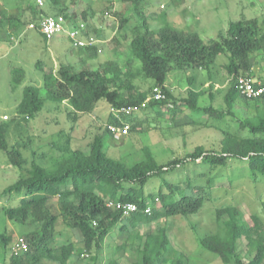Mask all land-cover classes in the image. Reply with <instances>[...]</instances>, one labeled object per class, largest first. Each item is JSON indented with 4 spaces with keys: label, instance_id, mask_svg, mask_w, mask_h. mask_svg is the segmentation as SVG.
<instances>
[{
    "label": "rangeland",
    "instance_id": "374dc122",
    "mask_svg": "<svg viewBox=\"0 0 264 264\" xmlns=\"http://www.w3.org/2000/svg\"><path fill=\"white\" fill-rule=\"evenodd\" d=\"M35 1L0 0V6L5 7L12 19L24 21L27 25L32 19L30 7ZM43 1L44 4L37 8L39 13L56 14L61 11L59 8L65 7L64 13L68 17L83 19L89 31L104 42H99L100 51L96 56H89L88 49L80 50L67 38L58 36L48 41L39 31L26 29L23 22L17 27L7 22L0 28V124L6 129L9 149H15L23 161V167L19 168L10 162L6 151L0 150V193L26 176L32 160L51 167L69 149L88 151L98 134L103 136L105 153L129 166L141 162L149 148L160 164L182 160L179 166L150 177L145 185V190L159 198V209H162L159 190L169 192L165 183L174 187L179 197L187 194L203 196V206L198 212L186 216H174L163 210L161 214L141 222L137 218L120 219L105 239L100 254L104 261L100 264H112L111 261L142 264L143 253L133 248V242L141 238L139 234L143 235L142 247L147 234H159L162 229L169 235V244L151 252V264H225L218 254L204 248L200 239L209 235H225L223 222L230 218V213H222L219 219L218 210L232 206L242 212V220L248 224L253 236L264 231V214L260 211L264 200V182L255 186L248 165L237 161L231 165L228 159L225 166L221 165L225 174L221 173L207 184V178L215 174L213 166L205 162L199 165L187 155L196 145L210 149L220 146L219 140L226 132L241 137L252 136L251 131L242 129L240 124L247 116L263 111L264 99L249 100L240 96L235 116L226 115L223 119L185 105L180 107L174 119V112L168 108L163 109L160 116H156L151 108L143 109L131 118V123L136 122V125L131 127L129 134L115 138L107 129L114 117L105 99H101L92 112L75 111L68 100L61 103L50 100L45 86L59 76L61 66H70L75 71L98 70L107 61L113 60L123 69H131L134 92L145 93L154 81L144 76L141 62L129 53L131 40L143 32V15L153 30L169 24L178 30L198 33L209 44L226 36L230 23L240 19H257L262 31L264 0H144L137 5L123 0H61L57 5ZM124 19L126 22L122 27ZM251 58V75L263 81L264 52L257 51ZM227 60V55H220L209 72L205 68L174 69L167 75L166 81L179 98L187 96L193 89L201 93L197 100L199 107L212 105L217 110H226L223 96L231 79L223 66ZM17 68L25 73L20 83L13 80V69ZM45 73L50 75L46 81ZM27 86L39 87L42 97L46 98L43 109L28 120L17 115ZM129 90H124L125 97L129 95ZM4 115L8 118L5 119ZM91 186L107 197V201L113 195V189L101 180L96 179ZM121 190L116 191L117 196ZM20 198L15 193L9 198H0V235L7 229L13 240L18 235L28 238L31 228L29 224H19L5 215L4 208L17 205ZM175 199L169 198L170 201ZM48 207L58 215L51 244L56 247L74 243L76 252L69 264H89L90 258L82 256L87 251L83 235L67 224L58 195L50 197ZM246 242L243 238L239 249L250 260L255 252H248ZM6 249L0 243V264H10L9 246Z\"/></svg>",
    "mask_w": 264,
    "mask_h": 264
},
{
    "label": "trees",
    "instance_id": "16d2710c",
    "mask_svg": "<svg viewBox=\"0 0 264 264\" xmlns=\"http://www.w3.org/2000/svg\"><path fill=\"white\" fill-rule=\"evenodd\" d=\"M48 1L57 5L61 0ZM123 1L137 5L144 0ZM37 8L38 3L35 1V4L30 7L32 12L30 21L39 18L41 13L37 11ZM59 10L56 14L64 13L66 8L62 7ZM12 18L13 16L8 15L5 7L0 6V28L7 22L13 27H17L20 22L26 25L24 21ZM125 22L126 19L121 22L122 27ZM262 23L264 26V19ZM141 26L143 32L131 40L129 53L141 62L144 76L154 81L148 91L135 93L131 82V69H123L115 61L109 60L98 70L75 71L70 66H61L59 76L45 86L47 97L58 103L68 100L75 111L92 112L101 99H105L110 107L141 104L151 94L154 86H161L168 100H151L144 110L151 108L159 111L168 108L174 112L172 117L174 119L180 107L185 105L190 109H201L202 112L216 118L223 119L226 115L235 116V106L241 96L237 79L240 76L251 75L252 55L257 51L264 52V29L261 31L257 19L232 21L226 36H222L219 41L213 40L209 44H206L198 33L178 30L169 24L153 30L145 15L142 17ZM84 49L91 51L90 56H96L98 53V46ZM222 54L227 55L228 60L223 66L231 76L223 96L226 110H217L212 105L199 107L197 100L201 93L190 90L187 96L179 98L166 86L167 75L172 70L205 68L209 72L210 67ZM24 77L23 70L13 69L15 83L22 82ZM44 78L46 81L50 75L45 73ZM262 80L264 84V79ZM126 89H130L127 97L124 96ZM45 99L39 87H25L24 98L18 105L17 115L27 120L32 118L43 109ZM256 99H264V93L249 100ZM135 125L136 122L132 123V126ZM240 126L242 129H249L253 135L241 137L226 132L219 140L220 146L210 149L203 145H196L188 153L187 157L195 160L197 164L205 162L204 164L213 166L215 174L207 178V184L221 173L225 174L221 165L225 166L228 159L231 160V165L237 162L246 163L251 171V181L255 186L264 182V109L256 115L244 118ZM0 150L7 152L12 164L19 168L23 167V161L18 152L15 149H9L6 129L2 124H0ZM144 156L141 162H136L132 166L113 159L105 153L103 136L98 134L90 143L88 151L78 148L69 149L51 167H46L35 159L32 160L26 176L19 178L0 193V198H9L14 193L20 195L17 205L4 208L5 215L19 224L31 226L27 233L28 238L26 237L29 249L24 253L12 252L13 238L7 229L0 235V243L4 248L9 246L10 264H50L49 262L69 264L71 262L76 252L74 243L69 242L56 247L51 244L58 220V215L52 213L48 207L50 197L53 195H58L60 198L61 210L67 219V224L81 231L87 250L84 252L89 255L91 261L89 264L102 263L104 259L100 258V254L104 241L110 230L122 218V213L119 210L110 209L106 205L107 197L97 193L91 186L96 179L113 189L110 200L132 202L138 206L139 210L128 216V220L137 218L141 222L161 214L163 210L174 216H186L198 212L204 203L203 196L194 197L187 194L179 197L176 189L169 183H165L169 192L163 193L161 189L158 192L162 203V209H159L160 202L159 204L155 202L153 197L155 194L145 190V185L150 177L168 171L173 166H179L182 160L175 159L169 163L160 164L155 161L149 148L144 152ZM120 189H122L121 193L117 196L116 191ZM170 197L176 199L170 201ZM149 201H153L150 214L144 211ZM260 211L264 214V200L261 202ZM222 213H230V218L223 222L225 235L217 234L201 238V245L218 254L225 264H261L264 260V231L253 236L248 224L242 220V212L235 206L219 209L218 218ZM94 222L97 224L94 225ZM125 227L126 225L123 228ZM139 236L141 238L133 242V248L140 249L139 251L143 253L142 264H151V252L169 244V235L163 229L159 234H147L142 247L140 243L143 235L139 234ZM243 238L247 240L245 246L249 248L248 252L251 250L255 252L250 260H247L246 256L242 255L244 251L239 249ZM88 251H91V254ZM83 254V258L86 259ZM111 263L118 264L115 261Z\"/></svg>",
    "mask_w": 264,
    "mask_h": 264
},
{
    "label": "built area",
    "instance_id": "2783aa9c",
    "mask_svg": "<svg viewBox=\"0 0 264 264\" xmlns=\"http://www.w3.org/2000/svg\"><path fill=\"white\" fill-rule=\"evenodd\" d=\"M37 3L41 6L44 4V1L37 0ZM27 28L39 31L48 41L58 36L65 37L77 48L94 47L98 46L99 42H104V40L98 39L97 36L89 31V27L83 19L68 17L64 13L40 14L37 20L28 22L26 29ZM98 51H100V49H98ZM237 87L240 95L246 99H254L264 93L263 82L251 75L238 77ZM151 100H168V96L161 86H154L151 94L141 104L112 106L111 111L114 122H110L107 126L111 134H113L115 138H121L129 134L132 127L131 118L137 112L143 110ZM4 118L7 119L8 116L4 115ZM152 202L153 201H149L148 206L144 210L145 213H151ZM155 202L159 203L158 197L155 198ZM106 205L110 209L119 210L122 213V217H128L133 212L139 210L138 206L132 202L124 203L121 201L109 200L106 202ZM96 224L97 222H94V225ZM11 248L12 252L15 254L24 253L29 249V243L26 237L18 235L14 238ZM83 255L86 258L89 257L87 253Z\"/></svg>",
    "mask_w": 264,
    "mask_h": 264
},
{
    "label": "crops",
    "instance_id": "0c3cea01",
    "mask_svg": "<svg viewBox=\"0 0 264 264\" xmlns=\"http://www.w3.org/2000/svg\"><path fill=\"white\" fill-rule=\"evenodd\" d=\"M81 50V49H80ZM83 52H85V50H82ZM87 51V53H88V55L90 56V51L89 50H86ZM86 53V52H85ZM187 70V69H186ZM166 86L169 88V86H168V81H166ZM170 89V88H169ZM193 90V89H192ZM165 109V108H164ZM154 111V114L156 115V116H160L161 115V112H162V110H159V111H157V109H153ZM137 122H138V124H141V122L139 121V120H136ZM191 151V150H190ZM121 219H127V217H122ZM111 231V230H110ZM110 233V232H109ZM109 235V234H108ZM107 235V236H108ZM107 238V237H106ZM104 243H105V241H104Z\"/></svg>",
    "mask_w": 264,
    "mask_h": 264
},
{
    "label": "clouds",
    "instance_id": "9594fccd",
    "mask_svg": "<svg viewBox=\"0 0 264 264\" xmlns=\"http://www.w3.org/2000/svg\"><path fill=\"white\" fill-rule=\"evenodd\" d=\"M37 1V0H36ZM39 6V5H38ZM65 14V13H64ZM68 16V15H67ZM28 24V23H27ZM27 26V25H26ZM87 48H89V47H87ZM80 49H82V48H80ZM99 49V48H98ZM8 116V115H7ZM110 123V122H109ZM159 204V203H158ZM27 239V238H26ZM88 258V257H87Z\"/></svg>",
    "mask_w": 264,
    "mask_h": 264
}]
</instances>
